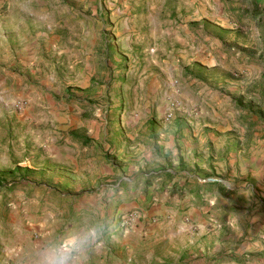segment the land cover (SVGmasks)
I'll return each mask as SVG.
<instances>
[{
  "label": "rangeland",
  "instance_id": "obj_1",
  "mask_svg": "<svg viewBox=\"0 0 264 264\" xmlns=\"http://www.w3.org/2000/svg\"><path fill=\"white\" fill-rule=\"evenodd\" d=\"M0 23V264H38L46 243L98 220L85 264H264V0H0ZM207 50L253 74L251 99L224 111L246 112L234 149L191 156L198 169L155 147L197 113L176 76L161 119L139 113L170 58Z\"/></svg>",
  "mask_w": 264,
  "mask_h": 264
},
{
  "label": "crops",
  "instance_id": "obj_2",
  "mask_svg": "<svg viewBox=\"0 0 264 264\" xmlns=\"http://www.w3.org/2000/svg\"><path fill=\"white\" fill-rule=\"evenodd\" d=\"M177 37L180 40L179 36ZM188 38H192V36L190 35ZM181 56V60L172 57L165 64L163 73L168 76L166 77L167 80H165L164 86H156V82L153 80L146 86L144 103L141 107L143 111L139 113L141 118L140 125L147 123V126L151 128L150 122L153 119H161L159 112L164 108L166 97L173 94L174 86H171L173 83L171 79L176 76L179 81L177 89L180 90L181 94L179 97L184 103L183 105L190 111L196 110L197 113L196 115L194 114L195 116H192V114L189 115V112H187L186 114L190 116L187 119L177 118L174 121L176 122L175 125L168 128L167 135L166 133L159 132L157 138L153 137L156 139L157 145L155 147L159 148L160 151L164 149L163 152L169 150L173 154L176 149H180L182 154L190 155L189 160L192 159L191 156L193 155L200 156V154L204 152L208 153L209 150L214 149L219 154H225L229 148L231 150L234 149L230 147L231 145L226 146L225 144L226 141L231 142L233 140L232 133L228 131L232 132L231 123L235 113L243 117L246 115V112L236 110L232 114L229 111L224 113V111L227 109V105L236 106L238 100L246 103L251 99L249 96H245V91L249 89L248 83L253 74L252 66L246 61H241V65L235 67L234 63L236 60L232 56H226L222 52L217 54L209 50L203 53L196 52L194 55L186 54ZM231 67H235L239 73H242L241 80L236 81L232 79L231 72L234 68ZM259 71L258 69L257 72ZM180 74L182 75L181 77H179ZM140 87L141 89L143 88V86ZM162 92L164 93L162 94ZM144 127L143 132H146V125ZM156 130H154V134ZM147 132L150 133V130ZM135 136H138V132ZM75 137L77 140H80L78 135ZM121 144L124 146L123 142ZM139 146L144 148L141 143ZM252 147L253 145L250 143L249 146L242 147L240 151L242 153H249L253 151ZM148 152H151V150ZM192 161H197L196 166H198V169L203 167L200 157L196 160L192 159ZM234 162L235 160L231 161V166H233ZM193 175L194 172L189 176L193 177ZM189 181L193 182V179H189Z\"/></svg>",
  "mask_w": 264,
  "mask_h": 264
},
{
  "label": "clouds",
  "instance_id": "obj_3",
  "mask_svg": "<svg viewBox=\"0 0 264 264\" xmlns=\"http://www.w3.org/2000/svg\"><path fill=\"white\" fill-rule=\"evenodd\" d=\"M150 159L151 152H146ZM106 224L102 220L85 224L53 239L39 250L38 264H85V257L103 244Z\"/></svg>",
  "mask_w": 264,
  "mask_h": 264
},
{
  "label": "trees",
  "instance_id": "obj_4",
  "mask_svg": "<svg viewBox=\"0 0 264 264\" xmlns=\"http://www.w3.org/2000/svg\"><path fill=\"white\" fill-rule=\"evenodd\" d=\"M79 139L84 142V143H88L90 140L86 137H83V136H79Z\"/></svg>",
  "mask_w": 264,
  "mask_h": 264
},
{
  "label": "built area",
  "instance_id": "obj_5",
  "mask_svg": "<svg viewBox=\"0 0 264 264\" xmlns=\"http://www.w3.org/2000/svg\"><path fill=\"white\" fill-rule=\"evenodd\" d=\"M172 112V109L171 108H168V115H170V113Z\"/></svg>",
  "mask_w": 264,
  "mask_h": 264
}]
</instances>
